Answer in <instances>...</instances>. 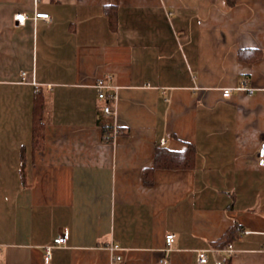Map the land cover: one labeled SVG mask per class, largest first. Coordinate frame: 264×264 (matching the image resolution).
<instances>
[{
    "label": "crops",
    "instance_id": "obj_1",
    "mask_svg": "<svg viewBox=\"0 0 264 264\" xmlns=\"http://www.w3.org/2000/svg\"><path fill=\"white\" fill-rule=\"evenodd\" d=\"M243 82L264 86V0H0V264H264V92Z\"/></svg>",
    "mask_w": 264,
    "mask_h": 264
},
{
    "label": "built area",
    "instance_id": "obj_2",
    "mask_svg": "<svg viewBox=\"0 0 264 264\" xmlns=\"http://www.w3.org/2000/svg\"><path fill=\"white\" fill-rule=\"evenodd\" d=\"M15 20L18 21V23L20 25H24L27 21V15L26 14H17L15 17ZM35 19H44L46 21L50 20V16L49 14L46 13H37L35 16ZM108 79H101L99 80L95 87L98 89L99 91V98L105 101H108L106 106L104 107V111L107 115L111 116L114 114V110L111 104V100L114 99L115 96L111 95L108 96L106 93V90L108 88H111L112 86L108 85L107 83ZM235 91H241V92H247L249 94H254L256 91H263L264 92V86L261 89H255V88H251L249 87L245 82L241 83L240 85H238L236 88H234ZM233 89H225L223 94L225 97H229L232 95ZM118 130L115 129L111 136L113 137L114 135L118 134ZM258 158H259V165L264 167V142L261 143L259 151H258ZM69 239V233L68 231H64L61 235H59L55 240H54V246H64L67 244ZM176 236L174 234H168L166 236V243H167V247L168 250H172L173 244L175 242ZM53 247H48L46 250V262H50L51 261V251H52ZM225 252L227 253V255L233 256L234 254V249L233 246L231 244L227 245V247L225 248ZM198 261L201 264H205L208 261V255L207 252L205 251H201L198 254ZM161 264H170L168 258H165L163 260H161ZM216 264H225V262L223 260H219L217 261Z\"/></svg>",
    "mask_w": 264,
    "mask_h": 264
},
{
    "label": "trees",
    "instance_id": "obj_3",
    "mask_svg": "<svg viewBox=\"0 0 264 264\" xmlns=\"http://www.w3.org/2000/svg\"><path fill=\"white\" fill-rule=\"evenodd\" d=\"M45 102L44 99L39 95H36L35 106H34V144L36 148H42L44 145V123L42 121V116L44 113ZM108 127L104 126L105 132H107ZM195 155V150L193 147L189 146L183 152H171V151H160L157 152L156 163L162 167H188L193 161ZM226 239V240H225ZM222 245L227 246V236L222 240ZM226 264V261H225Z\"/></svg>",
    "mask_w": 264,
    "mask_h": 264
}]
</instances>
